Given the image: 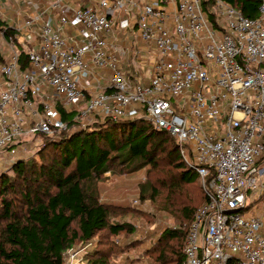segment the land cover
<instances>
[{
	"label": "built area",
	"instance_id": "2783aa9c",
	"mask_svg": "<svg viewBox=\"0 0 264 264\" xmlns=\"http://www.w3.org/2000/svg\"><path fill=\"white\" fill-rule=\"evenodd\" d=\"M1 15L13 36L1 33L0 155L67 131L60 107L146 120L176 139L207 197L182 264H264V0L257 18L223 0H0ZM118 32L145 43L137 67ZM92 246L63 264H88Z\"/></svg>",
	"mask_w": 264,
	"mask_h": 264
},
{
	"label": "trees",
	"instance_id": "16d2710c",
	"mask_svg": "<svg viewBox=\"0 0 264 264\" xmlns=\"http://www.w3.org/2000/svg\"><path fill=\"white\" fill-rule=\"evenodd\" d=\"M223 1L249 18L259 15L261 0ZM0 33L13 36L1 16ZM3 62L0 51V66ZM60 110L70 131L54 139L36 135L45 137L38 158L18 160L11 174L0 177V264H63L68 249L95 239L98 247L88 254V264H110L115 255L137 248L140 242L124 249L115 242L135 234L133 221L150 224V213L101 201L99 183L110 172L144 169L142 201L159 199L182 226L162 233L151 251L153 264H182L184 252L178 250L207 197L176 139L141 119L107 118L77 129L76 112ZM144 255L150 259V249Z\"/></svg>",
	"mask_w": 264,
	"mask_h": 264
},
{
	"label": "rangeland",
	"instance_id": "374dc122",
	"mask_svg": "<svg viewBox=\"0 0 264 264\" xmlns=\"http://www.w3.org/2000/svg\"><path fill=\"white\" fill-rule=\"evenodd\" d=\"M1 17L5 19L4 15L3 16L1 15ZM119 36L121 38L125 36L126 38L128 34L123 33V32L122 33L118 32V37ZM129 39H130V44L132 43L133 45V49H135V51L139 53L138 55L136 56L133 55L131 57L132 64L136 66L142 63L140 51L142 50L143 42L137 37H135L134 35H129ZM5 46H6L5 40L2 37V34L0 33V51L1 49H4ZM108 77L109 76H107V79ZM85 108H86V104H84L80 108V110H84ZM76 115H78V112L75 113V116ZM99 121H103V120L100 119L99 117H92V116L79 117L76 120L77 129H88L89 127H92L95 123ZM68 131L70 130L67 129V131L65 132L67 133ZM59 135H61V133H57L53 137H49V136L47 137L49 139H54V138H58ZM44 138L45 137H40V136H36V137L30 136V137L24 138V141H22V143L20 144V147H18L16 157L12 158L9 156L0 155V177L6 174H11L13 165L18 160L22 159L24 161H28L30 159L32 160L37 159L39 156V152L45 147ZM124 171L125 170H122V172H119V173H116V172L108 173L107 178L100 181L99 187H100L101 192L102 193L104 192V194L106 192L111 191L110 192L111 202L122 203L123 205L132 206L141 211H144V212L146 211L150 213V236H149L150 244L148 246L150 247V260L148 261V263L153 264L154 261L151 256L152 255L151 251L152 249H154V247H157V245L160 244L162 233L166 229H173V230L181 229L182 226L179 220H177L175 217L169 215L166 211L161 209V201L159 199L157 200L158 203H153L151 201L150 203H148V202L142 201L141 195H140V186L141 184H144L147 180V170L146 169L139 171V172H130V173H126ZM120 194L125 199V201L124 200H119L120 202L114 201L113 199H115L117 195L120 196ZM101 201L107 202L106 197L102 195ZM139 222L141 221H133V224L136 225V224H139ZM145 224L143 225L144 226L142 229L143 231H145L144 229H146L147 227V225ZM132 239L133 237L131 238L130 237L128 238L119 237L116 240L115 244L124 249L126 245L130 244ZM98 241L99 240L97 239L92 241L93 246L90 248L89 251L95 250L98 247ZM184 243H185V240L182 243L183 246L181 250L177 249L178 252L181 254L184 252V249H183ZM80 245H77L75 247H78ZM141 245L142 244H140L137 248H135L134 251H126L125 253H120L118 255H115L114 257L111 258L110 264H135L136 261H138L136 260L137 257L141 258L142 256H145L144 250L141 249L142 248ZM174 251H176V247ZM133 257H136V258H133Z\"/></svg>",
	"mask_w": 264,
	"mask_h": 264
},
{
	"label": "crops",
	"instance_id": "0c3cea01",
	"mask_svg": "<svg viewBox=\"0 0 264 264\" xmlns=\"http://www.w3.org/2000/svg\"><path fill=\"white\" fill-rule=\"evenodd\" d=\"M5 1H3V3H4ZM10 14V13H9ZM69 33H70V31H68ZM122 33V32H121ZM117 36H118V33H117ZM113 41V39L112 38H110V42H112ZM117 44H119V45H121V46H123V47H126V48H131V49H133V45H132V43L130 44V39H129V35L125 38V36H123L122 38L119 36V37H117ZM145 43H143V46H142V50H144L145 49ZM152 56L150 55V69H151V61H152ZM126 62L125 63H123L122 64V67H123V69L124 70H127V67H126ZM98 72V71H97ZM99 74L101 75V76H104V78H105V80H108L107 79V76H106V73H102V72H100L99 71ZM109 78V77H108ZM145 82H147V79L146 80H144ZM105 81H103V85H105ZM97 92H99V91H96V90H91L90 92H89V95H94L95 93H97ZM110 192L111 191H109V192H106L105 194H104V192L102 193V195L103 196H105L106 197V201L108 202V201H110ZM119 195H117L116 196V198L118 197ZM113 199L114 201H119V200H124L125 201V199L122 197V195L120 194V196L117 198V199ZM111 202V201H110ZM120 202V201H119ZM117 203V202H116ZM117 204H119V205H123L122 203H117ZM124 206H128V205H124ZM145 224V222H143L142 223V221L141 222H139V224H134L135 225V227H136V232H135V234L132 236L133 237V239L131 240V242L130 243H133V242H140V244H142L141 246H142V248L141 249H143L144 250V252L145 251H147V250H149L150 249V247H148L149 246V244H150V224H145V225H147V227H146V229H144L145 231H143L142 229H143V225ZM139 227V228H138ZM140 230V231H139ZM143 242V243H142ZM145 249H144V248ZM135 249H132V250H129V251H134ZM133 258H136V257H133ZM136 260H138V261H136V263L135 264H150V263H148V261L150 260L148 257H146V256H142L141 258H139V257H137V259Z\"/></svg>",
	"mask_w": 264,
	"mask_h": 264
}]
</instances>
